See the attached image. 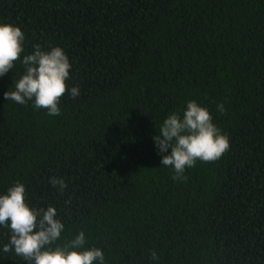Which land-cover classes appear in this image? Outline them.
<instances>
[{"label": "trees", "instance_id": "1", "mask_svg": "<svg viewBox=\"0 0 264 264\" xmlns=\"http://www.w3.org/2000/svg\"><path fill=\"white\" fill-rule=\"evenodd\" d=\"M0 23L24 54L62 47L79 86L49 116L5 99L20 63L0 77V194L24 183L57 209L60 242L82 230L105 264H264V0H0ZM189 100L230 149L173 180L153 137ZM9 238L0 227V264H28Z\"/></svg>", "mask_w": 264, "mask_h": 264}, {"label": "clouds", "instance_id": "2", "mask_svg": "<svg viewBox=\"0 0 264 264\" xmlns=\"http://www.w3.org/2000/svg\"><path fill=\"white\" fill-rule=\"evenodd\" d=\"M24 42L21 27L0 23V77L15 71L17 63L24 69L23 73L15 71L14 84L4 97L20 105L32 101L35 109L45 110L49 116L60 115L62 97L69 92L73 99L79 95V86L68 87L70 59L60 46L45 50L37 44L34 51L24 54ZM217 110L224 112V105L219 104ZM157 130L155 147L162 155L163 167L173 170V180L186 181V169L195 167L198 160L215 162L230 149L228 135L214 123L211 112L195 100L187 101L182 112L169 114ZM169 149L170 154L163 155ZM49 183L60 195L68 187L64 179L55 176ZM0 227L7 229L10 236L2 252L28 264H105L103 250L88 247L82 230L61 243L65 225L57 209L51 205L32 207L27 202L26 185L20 181L0 194ZM151 259L159 260L154 250Z\"/></svg>", "mask_w": 264, "mask_h": 264}]
</instances>
